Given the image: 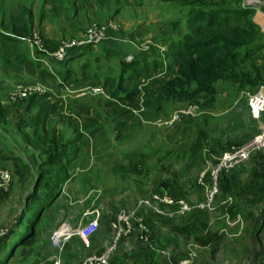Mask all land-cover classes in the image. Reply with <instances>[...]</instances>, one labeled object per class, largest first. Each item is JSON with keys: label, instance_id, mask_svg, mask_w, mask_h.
Wrapping results in <instances>:
<instances>
[{"label": "rangeland", "instance_id": "obj_1", "mask_svg": "<svg viewBox=\"0 0 264 264\" xmlns=\"http://www.w3.org/2000/svg\"><path fill=\"white\" fill-rule=\"evenodd\" d=\"M88 1L90 3H83V9L79 12H74V5H72L71 1L67 0L55 2L53 5L49 2L45 3L44 0H0V20L5 22L8 14L17 10L19 3L26 6L31 4L35 13L32 32H38L42 38L48 35L51 37L50 39L55 41H60L66 37H80L89 26L102 24L109 20L116 24V31L111 33L110 39L116 40L118 38L124 40L120 43L116 42L117 45L115 47L120 48V45L123 43L132 45V47L136 45L137 48L135 46L134 52H141L137 56L147 54L148 52H155L157 54L161 53L160 57H163L162 52L163 50L165 51L168 40H176V38L182 37L185 29L184 19L177 22L178 16L184 17V14L180 10L181 7L177 3L157 4V0H141V2H132L124 5L119 4L114 6L111 4L106 10H103L93 0ZM40 14H42L43 19L41 22H38ZM20 46L23 51H26L24 43ZM127 49H130V47H127ZM93 51L98 52L99 55L102 52L94 49ZM119 54L122 55L123 53ZM260 54L262 57L261 62L264 63V50ZM94 55V52L88 56L85 54L76 55V58L69 64L65 63L67 66L70 65L72 69L66 66L64 69L76 71L75 76L81 75L83 71L89 69L97 71L99 76L105 74L116 75L118 72L116 54L107 57L101 54V59L96 62L91 59ZM122 56L128 58L125 54ZM89 57L92 64L88 69H83L81 63ZM45 58L46 60L42 62L49 68L47 69L48 71L51 70L55 74V79L41 75L28 76L25 73L15 76L13 73H4L0 70V105L2 115L4 116V120L0 121V134L4 135L3 141L5 142V146L9 149L11 147L13 153L16 152L25 158L32 165L33 172L38 170L37 162L39 158L31 146H24L21 135L16 128L19 122L31 119L33 112L26 111L25 109L26 97L22 99H15L13 97L15 90L28 88H39L44 91L50 90L54 94L68 96L71 101L90 100L98 97L95 96V93H89L90 91L87 87L92 84L89 80L76 84L65 82L66 87L60 89L58 81H64L62 78L64 69H62L61 64H56L57 62L51 56L46 55ZM261 86L264 87V84ZM244 95H241L242 101H238L239 105L234 107L233 114L243 118L250 114V117L254 120L255 117L252 116L246 96L244 97ZM5 98L7 100H4ZM5 103L10 104V106L6 107ZM245 103L246 106L244 107L243 104ZM173 104L178 105L171 111L183 105V103ZM165 111L166 108L161 112L162 116L160 117H165ZM201 111L199 110L197 114ZM259 122L262 121L258 120ZM103 124L108 136L112 137L115 133L108 117L103 118ZM173 125L158 126L152 122H148V124H144L141 127L139 132L134 130L132 133H125L127 139L123 140L121 144L117 143L114 139H111L109 143H105V140H101L103 139L102 137L98 139L92 138L94 143L99 142V146L104 148V151L110 153L109 157L103 156H106L105 161L109 162L110 165H100L96 154L92 151L89 157L83 153L73 162L72 166L68 167V173L71 174V178L61 184H46V186L37 191V196L39 197L35 202H31L30 195L35 179L29 177L18 180L13 173L11 162L0 159V242L5 229L11 230L14 227L16 219L22 216L21 213L25 205L33 204V206L29 207L33 212L36 211L35 205H38L41 199L50 201L54 198L48 209L39 210L38 215L40 214L41 217L39 222L33 226L31 237L15 248V253L7 259L5 264H39L41 261L47 260L48 256L56 250L50 242L52 230L60 224H69L70 226L85 224L93 216L92 210L94 209L98 210L99 217V225L95 232L87 238V243H84L85 241L77 235L70 237L65 242L62 251V261L64 264H79L85 255L103 251L112 239L113 233L110 222L113 214L118 208L131 207L137 198L150 194L151 190L143 193L144 184L150 180V183L147 185L152 186L151 181L160 175L167 180L169 187L174 189L171 190L173 194L184 197L189 202L200 200L205 192L206 178L207 175L209 176L213 164L204 168L202 161L198 160L197 156L198 151L206 149V146L210 147L211 143L207 142L205 144L202 139L198 138L203 145L199 149L200 145L195 140L197 138L193 137V133L187 130L178 132V138L173 140L171 139ZM263 125L264 123L258 124L259 128H250L251 130L246 129V131H254L253 135H255ZM242 130L241 128L236 130L232 126L224 129L228 133ZM159 135L162 136L160 137ZM195 143L198 145H195ZM240 143L231 142L222 147H224L223 150H227L231 146ZM74 148V146H71L69 150ZM84 150L87 151V148L85 147ZM136 150L142 152L141 158L146 165V169L142 168L138 173L131 171L130 168L123 170L120 164L128 162L127 159ZM159 150L161 153H156ZM80 152L78 150L77 154ZM161 154H163L161 158L162 164H164L163 168H161L160 160L157 159ZM261 156H264V147L259 149L256 154L254 153L253 157L245 162L246 168L244 169L243 167L240 170L242 175L239 177L243 184L247 185L251 182V175L248 176L249 171L262 165ZM117 166H119L117 170L119 172L116 171ZM109 167L110 170H108ZM239 168L236 170H239ZM200 180H202V184ZM169 181H173V184L171 185ZM52 190L55 191L54 194L51 192ZM251 199L252 195L248 193L246 200H243L245 202L244 206L239 205L238 210L240 211L231 215L228 213V206L224 205L237 203V196L220 194L219 205L209 210L208 213L210 214L208 229L219 235L210 243L213 245V250L209 251L212 245H199L197 241L186 238L177 231L172 235L174 230L169 223L164 221L168 219L158 218L153 215L148 218L152 229L150 242L156 246L158 244H165L160 238L168 234L179 238L180 242L184 240L194 241V244L189 245L183 255L185 256L190 250L195 252L191 264H256L251 258V254L255 253V249H258L259 246L252 232L255 226L254 221L260 214L259 209L264 208V195L256 202H251ZM248 210L253 212L252 216L247 213ZM227 215L229 216V220L233 221V224H228ZM185 218L186 216H184ZM184 219L178 218L177 220L168 221L174 224H181L184 222ZM28 222L26 220V223ZM26 229L23 226L13 236L8 235L6 237V241L0 246V264H2V257L8 252L10 246L18 240ZM260 236L264 244V228ZM137 241L134 235L122 238L117 244L113 256L117 252L120 254L126 252H139V254H142L148 251L146 246L150 244ZM155 249L157 250V248ZM155 249L152 248L153 253L160 254Z\"/></svg>", "mask_w": 264, "mask_h": 264}, {"label": "trees", "instance_id": "obj_2", "mask_svg": "<svg viewBox=\"0 0 264 264\" xmlns=\"http://www.w3.org/2000/svg\"><path fill=\"white\" fill-rule=\"evenodd\" d=\"M61 1L44 0L45 3L49 2L52 5ZM67 1H71L74 5V12L83 9L84 2L90 3L88 0ZM93 1L103 10H106L111 4L116 6L141 2V0ZM157 1V4L177 3L184 14V17L178 16L177 18V22L184 19L185 29L182 37H178L176 40H168V45L162 52L163 57H160L161 53L155 52L137 56L141 52L136 51L130 59H127L122 56L121 50L115 47L117 43L124 40L108 39L109 41L106 43L103 42L94 47L89 45L76 55L85 54L88 56L94 52L95 55L91 59L96 62L101 59V54L105 57L116 54L118 59L116 75L99 76L97 71L89 69L83 71L81 75L75 76L76 71L64 69L65 66L72 69L70 65L67 66L66 64L76 58L75 54H70L64 61L54 60L62 64L61 67L64 69L62 74L64 81H58L60 89L66 87L65 82L76 84L89 80L92 82L87 87L89 90L93 86L101 87L99 92H89L95 93V96L98 97L90 100L71 101L68 96L57 95L50 90L36 91L26 97L25 109L33 112V117L27 121L19 122L16 128L21 135L24 146H31L39 158L36 172H33L32 165L25 158L16 152L13 153L11 147L9 149L5 146L4 135L0 134V159L11 162L13 173L18 180L29 177L35 179L30 193L31 202L37 200L39 197L37 191L46 184H61L68 181L71 178L68 167L72 166L73 162L83 153L89 157L92 151L96 154L100 165H110L109 162L105 161L106 156L109 157L110 153L104 151V148L99 146V142L94 143L92 138L102 137L101 140H105V143L114 139L121 144L123 140L127 139L125 133H132L134 130L139 132L146 122L159 118L169 103H195L200 110L213 109L216 106L217 95L215 83L219 80H229L237 88L249 90H256L264 84V63L261 62L260 54L264 50V33L253 19L254 9L252 7L242 5V0ZM34 18L35 13L32 5L26 6L19 3L17 10L9 13L5 22L0 20V70L4 73H13L15 76L25 73L28 76L41 75L55 79V74L51 70H47L49 68L45 66L43 60L35 58L25 45L24 38L33 31ZM42 19V14H40L38 22H41ZM43 40L47 49L52 50L57 47V41L50 38H43ZM23 43L26 51L21 49L20 45ZM93 49L102 52L99 55ZM37 53L44 55L41 51H37ZM89 59L90 57L81 63L83 69H88L92 64ZM104 117H108L112 124L115 133L112 137H109L105 131ZM2 120H4V116L0 105V121ZM195 140L201 149L202 142L198 138ZM195 145L198 144L195 143ZM71 146L75 148L69 150ZM85 147L87 151L84 150ZM78 150L81 151L79 154H77ZM257 151L252 152L244 162L233 169L218 172L219 191L214 199L215 207L220 203L219 196L221 193L237 196V203L224 205L228 206V213L231 215L240 211L238 210L239 205L244 206L248 193L252 195L251 202H256L264 195V156H261L262 165L249 171L251 175L249 184L242 183L239 178L240 171L236 170L241 166L245 169V162L253 157ZM133 153L127 159L128 162H122L120 165L123 170L130 168L131 171L138 173L142 168L146 169V165L141 158V151L136 150ZM104 155L106 156L103 157ZM157 159L160 160L161 168H163L164 164H162L161 158L158 157ZM118 168L119 166L116 167V171ZM208 177L207 175L206 181H208ZM151 182L152 186H149L147 184L150 183V180L146 181L143 193L148 190L165 189L174 198L180 197L171 192L174 189L169 187L167 180L161 175ZM169 182L171 185L173 184V181ZM51 192L54 194L55 191L52 190ZM53 199L50 201L41 199L39 204L35 205L36 211L33 212L29 209L33 204L25 205L21 213L22 216L18 217L14 223L12 228L14 230L11 229L3 235L0 246L6 241L8 235L13 236L23 226L27 229L2 257V264H5L7 259L15 253V248L18 245L31 237L33 226L39 222L41 217L40 214L38 215L39 210L48 209ZM203 199L204 194L200 200ZM190 202L194 203L197 200ZM208 213L207 208L193 207L184 215L164 216L150 213L147 215V221L149 223L148 218L151 215L170 221L178 218L184 219L186 216L181 224H174L168 220L164 221L169 223L174 230L172 235L177 231L186 238L197 241L199 245L206 246L212 245L210 244L212 240L219 236L208 229L210 221V214ZM247 213L253 215L250 210ZM259 213L254 221L255 226L252 232L259 248L255 249L256 251L251 254V258L256 264H264V244L260 236L264 228V208H260ZM26 220L29 222L26 223ZM165 236L167 238L174 237L170 234ZM147 246L148 250L149 247L151 249L156 248V245Z\"/></svg>", "mask_w": 264, "mask_h": 264}, {"label": "built area", "instance_id": "obj_3", "mask_svg": "<svg viewBox=\"0 0 264 264\" xmlns=\"http://www.w3.org/2000/svg\"><path fill=\"white\" fill-rule=\"evenodd\" d=\"M241 4L254 9L253 19L264 33V0H242ZM115 26L116 24L109 20L102 24L91 25L80 37H66L58 41L57 47L54 50H49L45 47L43 38L36 31L26 36L24 42L29 52L37 59L45 61V56L49 55L56 61H64L70 54L76 55L77 53H81L83 48L89 45H93L94 47L103 42L106 43L110 39L111 33L116 31ZM37 51L43 52L44 55L37 53ZM100 90V86H93L89 91L99 92ZM36 91L44 90L39 88L15 90L13 97L15 99H22ZM244 94L252 116L258 118L261 112L264 111V87L260 85L256 90L245 89ZM199 110L195 103H185L171 111L168 116L157 118L154 124L158 126H171L184 117L194 116ZM263 147L264 125L248 140L224 150L210 170L203 200L191 203L185 198H174L168 191L162 189L152 191L146 196L137 198L131 207L118 208L110 222L113 233L110 243L99 253L85 255L79 264H114L113 252L117 244L122 238L131 235H134L141 243L154 246L150 242L152 229L147 221V215L150 213L174 216L184 215L193 207L207 208L208 210L214 209V199L219 191L218 172L233 169L244 162L252 152ZM200 183H203L202 180H200ZM92 213H94L93 216L85 224H78L77 226L60 224L52 230L50 242L56 250L48 256L47 260L41 261L39 264H64L62 261V251L65 242L72 236L77 235L85 241L84 243H87V238L95 232L99 225L98 210L94 209ZM226 219L228 224H233V221L229 220L228 215ZM5 234L6 231L3 232V235ZM157 250L167 253L163 248H157ZM194 255L195 252L190 250L185 256L173 261L172 264H191Z\"/></svg>", "mask_w": 264, "mask_h": 264}, {"label": "crops", "instance_id": "obj_4", "mask_svg": "<svg viewBox=\"0 0 264 264\" xmlns=\"http://www.w3.org/2000/svg\"><path fill=\"white\" fill-rule=\"evenodd\" d=\"M45 38L51 37L46 35ZM58 41L59 40H57V42ZM135 46L132 47V45L123 43L120 45V48H118L121 50V53L125 54V56H132L136 53V51L134 52ZM127 47H130V49H127ZM215 87L217 90L216 106L210 110H202L199 114L192 118L176 122V124L173 125V130L171 132V139L173 140L178 138V132H183L187 130L193 133V137L202 139L205 144L207 142L211 143L210 147L206 146V149L198 151L197 158L198 160L202 161L204 168H207L209 165L213 164L215 159L218 157V155H220L221 151L223 150V145L229 144L231 142L240 143L242 141H245L254 134V131H246V129L249 130L250 128L252 129L255 127L259 128L258 124L264 123V111L261 112L258 118H254V120L250 117V114L249 116L246 115L245 118L233 114L234 107L236 105H239L238 101L241 100V95L244 94L245 89L237 88V86L229 80H219L215 83ZM4 100L7 99L5 98ZM5 104L6 107L10 106V104L8 103ZM177 105L178 104L169 103L166 107L164 116H168V113H170V111ZM243 105L245 107L246 103ZM258 120H261L263 123H258ZM148 122H152L154 124V121ZM148 122H146L145 125L148 124ZM225 124L228 128L229 126H232L236 130L238 128H241L243 130L228 133V131H224V129L226 128ZM159 136L161 137L162 135ZM158 152L161 153L160 150L156 151V153ZM162 157L163 154H161L160 158ZM241 169H243V166H241L237 171H240ZM241 175L242 172H240V176ZM248 176H250V172L248 173ZM163 238L161 237L160 240L162 242H165V244H158L155 247L163 248L167 251V253H162L159 251L160 254H154L150 247V250H148L147 246L146 247L148 251H145L142 254H139V252H126L120 254L119 252H117L116 255L113 256L114 264H172L173 260L180 258L185 254L189 245L191 246L194 244V241L184 240L183 242H180V239L175 237L167 238L165 236ZM207 246L210 245L208 244ZM211 249L212 246H210L209 251Z\"/></svg>", "mask_w": 264, "mask_h": 264}, {"label": "water", "instance_id": "obj_5", "mask_svg": "<svg viewBox=\"0 0 264 264\" xmlns=\"http://www.w3.org/2000/svg\"><path fill=\"white\" fill-rule=\"evenodd\" d=\"M131 58V56H128V58L127 59H130ZM5 231H6V233L9 231V229L7 230V229H5Z\"/></svg>", "mask_w": 264, "mask_h": 264}, {"label": "clouds", "instance_id": "obj_6", "mask_svg": "<svg viewBox=\"0 0 264 264\" xmlns=\"http://www.w3.org/2000/svg\"><path fill=\"white\" fill-rule=\"evenodd\" d=\"M160 118V117H159ZM155 121V120H154Z\"/></svg>", "mask_w": 264, "mask_h": 264}]
</instances>
